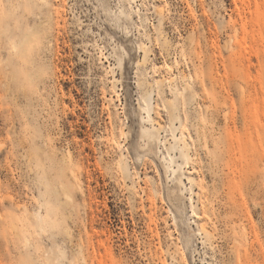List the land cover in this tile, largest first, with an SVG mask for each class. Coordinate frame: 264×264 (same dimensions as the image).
<instances>
[{
  "label": "rangeland",
  "instance_id": "374dc122",
  "mask_svg": "<svg viewBox=\"0 0 264 264\" xmlns=\"http://www.w3.org/2000/svg\"><path fill=\"white\" fill-rule=\"evenodd\" d=\"M263 173L264 0H0V264H264Z\"/></svg>",
  "mask_w": 264,
  "mask_h": 264
},
{
  "label": "bare ground",
  "instance_id": "6f19581e",
  "mask_svg": "<svg viewBox=\"0 0 264 264\" xmlns=\"http://www.w3.org/2000/svg\"><path fill=\"white\" fill-rule=\"evenodd\" d=\"M146 136H147V146H150L151 144H152V142L155 140V135H153V134H148V133H146ZM187 138H185L184 137V135H181L180 136V142L181 143H183L185 146H188L189 145V142L186 140ZM231 142V141H230ZM231 145H232V142H231ZM231 147V146H230ZM150 148V147H149ZM232 148V147H231ZM233 150V149H232ZM232 154V153H231ZM65 158H67V160L68 161H70L71 159H72V156H71V154H70V152H68V153H66L65 154ZM232 158H233V156H232ZM235 160V159H234ZM234 164V163H233ZM231 167V166H230ZM253 167V166H252ZM71 174H73L75 177H76V180H78V176H77V174H76V172L74 171V170H71ZM263 176H264V173H263ZM189 180H192V178L191 177H189ZM197 191V190H196ZM202 186L200 185L199 186V188H198V192H196L197 193V195H201V193H202ZM63 194H64V197L66 198V199H69L70 198V196H69V194H67L66 192H63ZM200 199V198H199ZM202 202V206H204V207H206V204H204V202L203 201H201ZM201 204V203H200ZM201 206V207H202ZM200 208V207H199ZM203 208V207H202ZM201 209V208H200ZM206 209L207 208H204V212H203V214L201 215V216H199V215H194L195 217H197V218H199V217H202V216H205L206 215V212L207 211H209V210H207L206 211ZM36 216H38V214H35ZM244 225H246V224H244ZM243 225V226H244ZM248 226H250V225H248ZM252 227V226H251ZM246 229V227L244 226L243 228H242V230L243 229ZM199 229H200V231L202 232V233H204L205 235H207V232H209V231H211V230H209V226H208V221L206 220V221H201L200 223H199ZM244 229V230H245ZM249 229V228H248ZM252 229V228H251ZM246 231V230H245ZM245 231H242L243 233H244V235L247 233V232H245ZM247 231H249V230H247ZM255 231V230H254ZM254 231H253V233H254ZM212 233V232H211ZM210 233V234H211ZM249 233V232H248ZM253 233H251L252 234V237H253ZM256 234V233H255ZM248 235V234H247ZM251 237V238H252ZM244 238H246V239H248L247 238V236L246 237H244ZM250 238V237H249ZM256 238H257V236H256ZM245 239V240H246ZM254 239V238H253ZM236 240V239H235ZM237 241V240H236ZM250 241H251V239H250ZM253 241H255V240H253ZM248 243V242H247ZM250 243V242H249ZM251 243H252V241H251ZM251 245V244H250ZM231 253H234V249L233 248H231ZM233 255V254H232Z\"/></svg>",
  "mask_w": 264,
  "mask_h": 264
}]
</instances>
